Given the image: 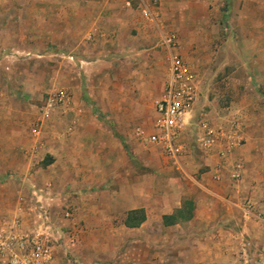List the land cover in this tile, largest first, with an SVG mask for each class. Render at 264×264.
<instances>
[{
    "label": "rangeland",
    "instance_id": "1",
    "mask_svg": "<svg viewBox=\"0 0 264 264\" xmlns=\"http://www.w3.org/2000/svg\"><path fill=\"white\" fill-rule=\"evenodd\" d=\"M88 1L0 0V230L16 226L49 243L55 264H132L134 254L124 251L134 245L123 239L138 236L125 237L111 222H126L128 215L130 222L141 220L146 208L124 217L117 204L131 205L138 197L141 206L151 205L158 234L171 235L173 259L161 255L159 264H230L233 232L243 237L237 244L242 264H264V175H254L256 197L247 218L223 203L219 226L173 227L201 202L190 178L203 155L196 136L201 118L215 129L218 121L232 122L227 115L234 113L244 124L264 128V0H157L150 4L152 21L136 6L126 8L125 0H109L113 6L102 25L84 18ZM172 55L202 80L182 167L143 141L153 132ZM252 69L259 76L255 90ZM70 127H77L71 135L64 132ZM64 144L66 164L52 166L51 150ZM82 148L91 152L90 166L81 159ZM255 154L264 164V153ZM99 163L108 165V182L87 178L88 188L76 177L75 188H68L69 175H104ZM112 163L124 164L126 172L134 167L138 175H125V184L139 185V195L118 194L125 188L116 183ZM165 167L172 175L162 174ZM166 197L185 207L162 231ZM164 246L156 243L152 250L159 254Z\"/></svg>",
    "mask_w": 264,
    "mask_h": 264
},
{
    "label": "crops",
    "instance_id": "2",
    "mask_svg": "<svg viewBox=\"0 0 264 264\" xmlns=\"http://www.w3.org/2000/svg\"><path fill=\"white\" fill-rule=\"evenodd\" d=\"M87 3L88 7L86 9L87 12H85L84 18H89V20H94L97 22L98 20H100L101 25L109 19L107 15L111 13L110 9L113 6L109 4V0H100L99 2H95L92 0L88 1ZM92 4H98V12H93ZM109 17H111V15H109ZM114 17H116V15ZM114 17L112 16L111 18ZM72 19H75L74 16L72 17ZM111 20L113 19H110V21ZM238 60L240 59L237 58L236 61ZM243 63L250 67H253L251 61L243 60ZM252 74H255L254 78L251 77ZM248 75V78L250 79L249 84H251L254 88L255 81L257 80L256 78H259L256 69L255 71H253V69L250 70ZM256 96H261V94H256ZM252 98L256 97L254 96ZM253 112L247 111V114H254L255 117L256 113L255 111ZM227 116H232L233 121H230V123L227 124L223 123V121H218V126L214 129L216 133L215 144L213 148L206 152H203L201 161L197 163L199 165L197 166V168L200 171H194L195 175H189L191 176L190 178L193 182L192 185L194 186L193 194L196 195V198L199 197L201 201L199 203H196L194 217L190 221L182 220L176 223L173 227H179L181 224H185L186 222L193 224L194 228H196L197 230L219 226L222 222L220 215L222 212L223 203L224 206H226L230 211H237L239 214L243 212L246 218L248 214L252 213L249 209L250 206L248 204H250L253 198L256 197L255 190L257 189V186L253 184L255 177L254 175H264V164L262 162V159H260L259 156L255 154H259L260 152L264 153V139L262 138L264 128H262V126L260 127L257 124H254L253 122L244 124L238 117L234 118V113H230ZM76 128L77 127H70L64 132L71 135L73 134V130H75ZM99 143L102 145L101 147H104L107 145V140L100 141ZM64 146L65 144L61 145L55 150H51V156L53 159V163L51 164L52 166L58 167V165L62 163L66 164V154L63 151ZM80 151L82 153V161L85 165L88 163L90 166L92 162L90 159H88V157H91V152L88 150V152L90 153L89 154L87 150L83 148ZM123 165L124 164L119 165L117 163H112L111 171L117 173V175H114L116 183L117 181H119L120 184H122L125 188L124 191L123 188H118V194L122 195L126 192L129 195L131 194V196L136 193L137 195H139V185H137V187L133 185L132 188H130V183L125 184V175L138 174L135 173L134 167L129 172H126ZM107 166L108 165L103 166V163L98 164V167H103L101 172L104 173V175H69L72 181H70V185L68 184V188L71 190L75 188V186L77 185L76 177L85 180L83 183L84 186L86 184H90L88 188H91V183L87 181V178H93L95 180H102V182H108V178L110 177V175H107ZM184 172L186 174H189L186 170H184ZM60 173V175H57V178L62 177L63 179L65 175L63 174V172ZM162 174L172 175V172L167 169V167H165L164 170H162ZM226 188H229L228 195H222L220 191L223 192ZM114 193L116 194V191ZM150 194L151 193H149V195ZM45 196L46 194L44 191L43 193H40L39 198H43ZM204 196L207 197L206 200L202 199V197ZM263 199L264 193L262 192L261 200ZM130 201L132 202L131 205L130 203H128L129 200L127 201V203H123L122 201L121 203L117 202L120 208L124 209V217H126L128 215V212L130 211L140 208H146V220L139 227H127L125 225V222H111L112 229L122 232L125 237V233H127L128 235L132 234L138 236L133 240H131L129 237L123 239V241L128 245H134V250H131V248H126V250L124 251V255L134 254L132 258V264H159V262H157V257L161 255H163L164 257H168L169 259H173L171 250L172 248L170 247L171 235L165 236L158 234L159 232L157 226L153 225L151 221V205L141 206L140 203H138V197H132V200ZM183 205L184 204L182 203V200H179L174 204L169 197H166L164 199V205L161 206V209L163 211L162 215L160 216V219L162 221V231L163 229L165 230L172 227H168L167 225H165L164 217L171 216V214L175 211L181 210L183 208ZM109 211L111 212V210ZM241 221L242 220H240V222ZM247 224L248 223H245V226H247ZM233 233V237L232 239H229V243L233 245L232 249L234 253H232V255L230 254L229 263L242 264L243 262H241V260L242 258H244V256L239 253V243H241L240 241L243 239V237H241L236 232ZM120 239L121 238L118 237L117 241ZM156 243H164L165 245L163 247V251L159 254L155 250H152ZM237 244L239 247L237 246ZM124 264H130V261Z\"/></svg>",
    "mask_w": 264,
    "mask_h": 264
},
{
    "label": "built area",
    "instance_id": "3",
    "mask_svg": "<svg viewBox=\"0 0 264 264\" xmlns=\"http://www.w3.org/2000/svg\"><path fill=\"white\" fill-rule=\"evenodd\" d=\"M157 0H125L128 9L138 8L141 16L152 21ZM172 40H169L171 43ZM202 94V80L180 56L172 55L169 75L162 95L155 106L156 119L153 132L144 137V143L157 148L162 157L178 167L186 153V137L197 114ZM60 93V101L64 99ZM51 99L49 104H53ZM203 118V117H202ZM198 124L199 149L206 152L215 144V130L205 121ZM55 254L49 243L21 232L16 226L9 231L0 230V264H55Z\"/></svg>",
    "mask_w": 264,
    "mask_h": 264
},
{
    "label": "trees",
    "instance_id": "4",
    "mask_svg": "<svg viewBox=\"0 0 264 264\" xmlns=\"http://www.w3.org/2000/svg\"><path fill=\"white\" fill-rule=\"evenodd\" d=\"M191 206H192V208H191V211H192V209H193V205H191ZM184 207H185V206H184ZM184 207H183L181 210H179V211L182 212L183 209H184ZM141 210H143V209H141ZM135 212H136V211H135ZM129 216H130V215H128V217H127V219H126V222H125V225H126L127 227H139V226H141V225L144 223V221L146 220V214H145V216H143L142 219L139 220L137 223L130 222V220H131L132 218L129 219V218H130ZM193 217H194V211L189 212V214H188L187 217H184V218H181V219H183L184 221H190ZM172 219H173L172 216H165V217H164V223H165V225H167V226H171V225L173 224Z\"/></svg>",
    "mask_w": 264,
    "mask_h": 264
}]
</instances>
